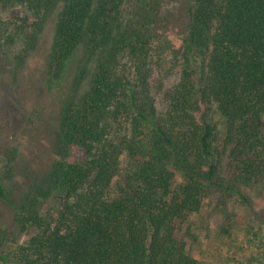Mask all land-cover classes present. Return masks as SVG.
Instances as JSON below:
<instances>
[{"label":"trees","instance_id":"trees-1","mask_svg":"<svg viewBox=\"0 0 264 264\" xmlns=\"http://www.w3.org/2000/svg\"><path fill=\"white\" fill-rule=\"evenodd\" d=\"M57 7L47 81L83 43L93 68L35 114L19 197L2 182L17 151L0 143V264H198L182 226L216 192L242 196L222 176L214 114L227 145L248 143L238 158L261 144L264 0H0V54L25 69ZM172 42L182 71L161 109L151 80Z\"/></svg>","mask_w":264,"mask_h":264},{"label":"rangeland","instance_id":"rangeland-1","mask_svg":"<svg viewBox=\"0 0 264 264\" xmlns=\"http://www.w3.org/2000/svg\"><path fill=\"white\" fill-rule=\"evenodd\" d=\"M59 10L57 7L50 13L36 48L28 56L25 69L14 60L16 51H8L7 56L0 54V127L3 114L7 116L9 129L1 136L0 143L6 145L8 142L9 147L17 151L10 178L3 176L6 160L0 156V176L14 197H19L29 184L24 142L32 134L30 128L34 121L35 127H45L35 120V114L38 111L44 115L55 111L57 101L53 95H66L75 80L89 79L93 68L83 43L60 81L56 85L47 81L44 62L50 52ZM179 51L180 44L172 42L161 63L154 68L152 89L161 109L164 106L163 94L180 79L182 60ZM16 75L17 81L14 80ZM214 123L218 128L217 146L223 152L222 176L234 179L242 196L228 197L216 192L210 197L202 212L192 215L182 226L186 249L198 264H264V111L256 120L261 144L256 145L257 150L250 151L248 156H236L238 152L245 154L247 150L248 143L244 139H234L227 145L222 119L217 114H214ZM248 165H253L257 172H246ZM180 182L178 177L176 184ZM52 207L50 203L48 210ZM28 236L19 237L25 242Z\"/></svg>","mask_w":264,"mask_h":264}]
</instances>
